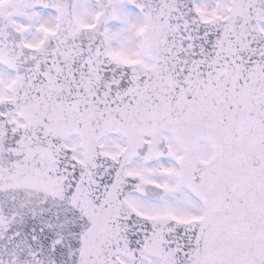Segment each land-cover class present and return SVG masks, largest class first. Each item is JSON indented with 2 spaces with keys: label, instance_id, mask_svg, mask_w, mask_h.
<instances>
[{
  "label": "snow or ice",
  "instance_id": "obj_1",
  "mask_svg": "<svg viewBox=\"0 0 264 264\" xmlns=\"http://www.w3.org/2000/svg\"><path fill=\"white\" fill-rule=\"evenodd\" d=\"M0 264H264V0H0Z\"/></svg>",
  "mask_w": 264,
  "mask_h": 264
}]
</instances>
